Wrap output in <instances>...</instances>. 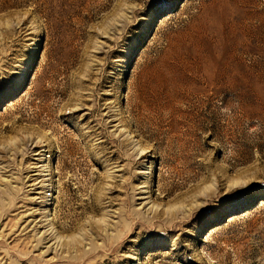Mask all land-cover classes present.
Instances as JSON below:
<instances>
[{
	"label": "rangeland",
	"instance_id": "374dc122",
	"mask_svg": "<svg viewBox=\"0 0 264 264\" xmlns=\"http://www.w3.org/2000/svg\"><path fill=\"white\" fill-rule=\"evenodd\" d=\"M0 264H264V0H0Z\"/></svg>",
	"mask_w": 264,
	"mask_h": 264
}]
</instances>
